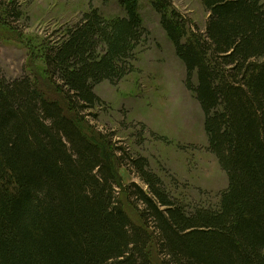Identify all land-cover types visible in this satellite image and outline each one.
<instances>
[{"label":"trees","instance_id":"1","mask_svg":"<svg viewBox=\"0 0 264 264\" xmlns=\"http://www.w3.org/2000/svg\"><path fill=\"white\" fill-rule=\"evenodd\" d=\"M119 1L124 16L92 6L42 39L43 68L0 72V264H264V0H201L203 33L151 0L228 176L217 207L193 208L86 117L95 86L134 72L149 40L140 0ZM14 2L0 1L1 30L20 17ZM124 167L149 191L125 184Z\"/></svg>","mask_w":264,"mask_h":264},{"label":"rangeland","instance_id":"2","mask_svg":"<svg viewBox=\"0 0 264 264\" xmlns=\"http://www.w3.org/2000/svg\"><path fill=\"white\" fill-rule=\"evenodd\" d=\"M12 1L20 17L11 16L9 31L0 29V72L8 81L43 68L37 45L44 38L53 41L60 27L79 22L90 7L106 17L125 15L119 0ZM171 1L191 28L206 31L209 13L201 0ZM139 10L150 36L139 48L134 72L117 83L97 84L95 93L101 102L86 110V117L126 153L146 157L150 170L162 178L173 198L188 208L217 207L229 181L209 150L204 112L186 85V67L151 0H140ZM121 174L125 184L137 183L149 191L136 170L124 167ZM126 207L135 216L127 203Z\"/></svg>","mask_w":264,"mask_h":264}]
</instances>
